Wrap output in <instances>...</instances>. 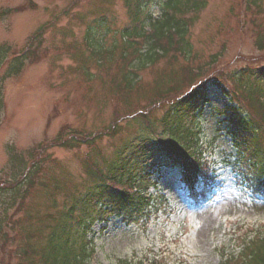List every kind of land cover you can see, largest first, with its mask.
Returning a JSON list of instances; mask_svg holds the SVG:
<instances>
[{"label": "rangeland", "instance_id": "obj_1", "mask_svg": "<svg viewBox=\"0 0 264 264\" xmlns=\"http://www.w3.org/2000/svg\"><path fill=\"white\" fill-rule=\"evenodd\" d=\"M251 1L208 0L198 14L189 15V49L172 47L154 62L140 65L139 54L124 47L120 34L129 20L124 0H0V46L22 52L32 34L43 27L30 48L33 55L18 74L3 79L7 65L0 67V177L13 170L9 147L22 154L40 142L49 143L59 131L65 137L72 130L96 134L111 123L119 128L91 146L46 147L41 183L19 211L8 212L19 223L13 230L4 221L9 238L5 253L0 251V263L17 264L18 237L31 230L30 224L41 227L40 221L26 219L27 215L52 212L53 198L59 206L68 191L85 189L89 182L85 165L110 160L124 140L135 135L133 119L139 112L159 115V96L171 83L173 94L163 98L185 92L190 84L183 80L185 70L208 65L199 79L225 77L235 87L230 80L235 70L264 64V0L255 5ZM148 9L159 16L156 3ZM101 16L105 23L98 26L95 20ZM141 45L145 53L147 45ZM129 62L136 78L130 89L123 80ZM208 92L209 102L196 123L213 170L210 181L197 184L199 203L187 196L176 170L152 173L158 194L148 214L129 223L112 216L106 224L92 226L88 236L96 264H115L153 252L164 253L168 264H218L219 251L236 252L244 239L264 229V195L252 190V183L239 173L256 172L248 167L253 162L245 155L241 164L231 165L235 149L219 122L218 111L232 103L215 85ZM1 199L4 206L9 203Z\"/></svg>", "mask_w": 264, "mask_h": 264}, {"label": "trees", "instance_id": "obj_2", "mask_svg": "<svg viewBox=\"0 0 264 264\" xmlns=\"http://www.w3.org/2000/svg\"><path fill=\"white\" fill-rule=\"evenodd\" d=\"M207 2L124 0L129 19L120 32L124 47L139 54L136 60L140 65L154 62L155 57L165 55L172 47L177 46L179 51L189 49L186 39L192 22L189 15L198 14ZM151 3L158 5V17L149 11ZM252 3L255 5L257 0ZM104 23L105 16L95 20L98 26ZM90 32L89 26L85 36L87 39ZM42 33L43 27L38 28L22 52L16 53L9 46H0V67L7 65L3 79L21 71L28 57L33 55L30 50L33 41L39 40ZM141 44L147 45L145 53ZM130 64L123 76L125 87L129 89L136 79L131 74ZM207 67L204 65L185 70L183 80L192 83L191 86L187 85L185 92L175 97L163 98L173 94L174 83H171L166 94H160L158 100H162H157L162 107L159 115L139 112L133 119L137 126L135 135L124 140L110 160L103 158L102 165L88 162L85 171L89 182L85 189L68 191L59 206L53 198L52 212L38 217L26 216V219L40 221L41 227L36 229L30 224L31 230H26L21 239L18 237L20 228L17 231L18 235L15 236L21 242H17L14 250L17 264H94L92 239L88 236L92 226L95 223L106 224L112 216L121 217L129 223L148 214L158 194L157 183L151 180V174L162 169L176 170L187 196L196 199L199 195L197 184L210 181L213 168L205 157L206 147L200 141V130L196 123L197 115L209 102L211 85L219 88L232 103L218 111L221 116L219 122L224 125V133L230 135L235 149L236 157L231 165L237 166L242 163L241 158L249 156L253 164L248 167L256 172L239 173L252 183V190L264 195V64L235 70L230 80L236 88L231 87L225 77L226 80L221 77L199 79ZM115 132H119V128L116 123H111L96 134L72 130L64 137L59 131L49 143L40 142L22 154L15 153L12 147L8 148L13 170L7 177H0V197L9 201L6 206L0 202L1 253H5L9 238V233L3 229L4 221L12 222L6 221L12 228L19 223L12 221L13 214L8 212L12 208L19 211L36 184L41 183L38 180L46 147L72 149L83 144L91 146L103 136L109 137ZM151 187L154 192L149 191ZM6 228L9 229L7 225ZM10 240L14 241V238ZM165 259L164 253L153 252L142 257L120 259L115 264H168ZM218 264H264V229L244 239L236 252L219 251Z\"/></svg>", "mask_w": 264, "mask_h": 264}]
</instances>
